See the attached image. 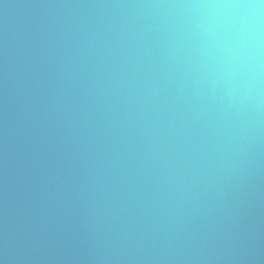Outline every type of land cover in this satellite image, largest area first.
I'll use <instances>...</instances> for the list:
<instances>
[{
	"label": "water",
	"instance_id": "water-1",
	"mask_svg": "<svg viewBox=\"0 0 264 264\" xmlns=\"http://www.w3.org/2000/svg\"><path fill=\"white\" fill-rule=\"evenodd\" d=\"M260 0H0V264H264Z\"/></svg>",
	"mask_w": 264,
	"mask_h": 264
},
{
	"label": "clouds",
	"instance_id": "clouds-1",
	"mask_svg": "<svg viewBox=\"0 0 264 264\" xmlns=\"http://www.w3.org/2000/svg\"><path fill=\"white\" fill-rule=\"evenodd\" d=\"M217 7H230V8H240L252 10L255 15H259V12L264 8V0H260L258 4L256 3H242V4H229V5H216Z\"/></svg>",
	"mask_w": 264,
	"mask_h": 264
}]
</instances>
